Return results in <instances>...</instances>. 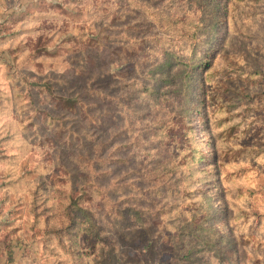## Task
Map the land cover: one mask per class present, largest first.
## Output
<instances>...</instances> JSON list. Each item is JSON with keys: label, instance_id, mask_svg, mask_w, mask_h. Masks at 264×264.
<instances>
[{"label": "rangeland", "instance_id": "obj_1", "mask_svg": "<svg viewBox=\"0 0 264 264\" xmlns=\"http://www.w3.org/2000/svg\"><path fill=\"white\" fill-rule=\"evenodd\" d=\"M111 261L264 264V0H0V264Z\"/></svg>", "mask_w": 264, "mask_h": 264}, {"label": "trees", "instance_id": "obj_2", "mask_svg": "<svg viewBox=\"0 0 264 264\" xmlns=\"http://www.w3.org/2000/svg\"><path fill=\"white\" fill-rule=\"evenodd\" d=\"M172 18H168V21H171ZM174 31V30H172ZM167 72V71H166ZM164 72L163 77L165 76H169V77H173L175 78L176 76H182V73L179 72L178 75L176 74H171V72ZM183 84V83H182ZM89 94H92V92H89ZM94 95V94H92ZM95 95L99 96L101 99L104 98V93L103 92H99V91H95ZM79 98H75V99H69V103L71 105V107H74V104L78 101ZM74 100V101H73ZM73 101V102H71ZM66 218H67V223L64 225V227L66 228H71L74 229V233L75 232H83V231H88L87 229H85L83 226H75V224L77 223L78 219L81 218L83 216V213L85 212L81 207L78 206L77 210H73L71 206L67 207L66 209ZM76 228V230H75ZM113 261H111L110 263L112 264Z\"/></svg>", "mask_w": 264, "mask_h": 264}]
</instances>
